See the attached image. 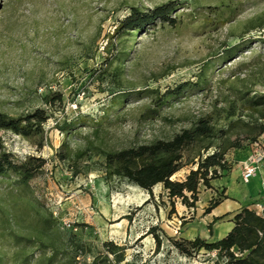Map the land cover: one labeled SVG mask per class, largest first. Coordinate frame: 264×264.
I'll return each instance as SVG.
<instances>
[{
	"label": "rangeland",
	"instance_id": "1",
	"mask_svg": "<svg viewBox=\"0 0 264 264\" xmlns=\"http://www.w3.org/2000/svg\"><path fill=\"white\" fill-rule=\"evenodd\" d=\"M167 4L174 25L156 21L116 38L134 9ZM263 24L264 0H0V113L49 117L31 139L0 129L12 160L47 161L26 184L0 175V264H92L107 244L125 262L227 264L216 252L184 255L169 241L182 234L178 242H213L206 210L225 198L222 187L201 186L189 209L163 185L151 197L108 178L105 154L170 140L208 119L219 136L211 155L225 138L244 140L247 125L264 124L254 110L264 96ZM250 155L249 147L230 151L231 169L220 179Z\"/></svg>",
	"mask_w": 264,
	"mask_h": 264
},
{
	"label": "trees",
	"instance_id": "2",
	"mask_svg": "<svg viewBox=\"0 0 264 264\" xmlns=\"http://www.w3.org/2000/svg\"><path fill=\"white\" fill-rule=\"evenodd\" d=\"M173 8V4H167L145 14L134 9L131 15L119 24L116 38L137 30L143 32L156 21L174 25L176 20L170 17ZM49 99L46 98V103L52 105L53 101ZM254 107L263 120L264 96L255 100ZM48 119L45 110H37L33 114L18 118L0 113V129L31 139L42 134ZM247 127L248 136L244 140L232 141L230 138H223L221 144L216 147V152L211 155L206 154L214 147L219 136L216 126L208 119L200 120L194 127L183 130L170 140H157L121 151L107 152L105 155L108 178L126 179L147 191L151 197L154 188L163 185L171 200H180L185 207L195 209L199 202L201 186L212 188V181L220 179L224 173L230 171L227 154L232 150L251 146L264 134V124ZM39 147L42 148L43 144L40 143ZM83 155V152L80 153L78 158ZM12 158V155L4 152L0 146V175L12 172L24 184L34 179L47 163L42 157H30L20 163ZM188 166H196V169H192L184 181H174L173 177ZM221 194L224 196V191ZM222 202L223 200L212 202L206 214H211ZM261 208L262 211L259 212L257 208L243 206L231 219L232 230L222 239L211 242L197 237L195 240L178 242L182 235L179 234L180 236L170 237L169 241L180 253L187 256L192 255L193 250H206L216 252L218 256L226 259L227 264H264V207ZM172 213H176L175 205L172 207ZM225 217L227 215L214 218L209 225L210 239L214 236L213 225ZM151 234L157 249L160 250L162 239L156 234V228L151 230ZM106 247L107 252L102 258L96 257L92 264H138L125 262L124 255L117 256L118 248L113 244H107Z\"/></svg>",
	"mask_w": 264,
	"mask_h": 264
},
{
	"label": "crops",
	"instance_id": "3",
	"mask_svg": "<svg viewBox=\"0 0 264 264\" xmlns=\"http://www.w3.org/2000/svg\"><path fill=\"white\" fill-rule=\"evenodd\" d=\"M233 175L236 176L238 183L243 182L248 184L246 191L237 188L236 181L232 180ZM230 177L231 180L229 179ZM211 185V192H216L214 188L219 190L218 187H222L219 192L222 193L224 191L225 198L223 199L221 205L212 211L210 219L214 220V218L227 215V223L220 224V230H214V236L212 238L213 241L224 238L232 230L233 223L231 222V219L241 210L243 206L257 208L259 212L262 211L260 207H264V171L258 172L254 178L246 182L243 180L241 170L239 169L234 171V173L227 178L212 181ZM222 221L223 220L220 222Z\"/></svg>",
	"mask_w": 264,
	"mask_h": 264
},
{
	"label": "built area",
	"instance_id": "4",
	"mask_svg": "<svg viewBox=\"0 0 264 264\" xmlns=\"http://www.w3.org/2000/svg\"><path fill=\"white\" fill-rule=\"evenodd\" d=\"M249 148L251 155L244 162H241L240 168L242 178L246 182L254 178L258 172L264 171V134Z\"/></svg>",
	"mask_w": 264,
	"mask_h": 264
},
{
	"label": "bare ground",
	"instance_id": "5",
	"mask_svg": "<svg viewBox=\"0 0 264 264\" xmlns=\"http://www.w3.org/2000/svg\"><path fill=\"white\" fill-rule=\"evenodd\" d=\"M159 186V185H158ZM157 187V186H156ZM133 189H135V190H139V191H144L142 188H140V187H138V186H136V185H134L133 186ZM140 193V192H139ZM147 198V197H146ZM139 200V199H138ZM144 200V199H143ZM118 201V200H117ZM118 209V208H117Z\"/></svg>",
	"mask_w": 264,
	"mask_h": 264
}]
</instances>
